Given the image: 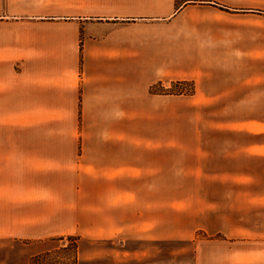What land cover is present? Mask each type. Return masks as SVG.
<instances>
[{"label":"crops","instance_id":"1","mask_svg":"<svg viewBox=\"0 0 264 264\" xmlns=\"http://www.w3.org/2000/svg\"><path fill=\"white\" fill-rule=\"evenodd\" d=\"M12 2L0 252L70 236L119 246L113 264L172 242L264 264V0ZM175 82L190 93L158 92Z\"/></svg>","mask_w":264,"mask_h":264},{"label":"rangeland","instance_id":"2","mask_svg":"<svg viewBox=\"0 0 264 264\" xmlns=\"http://www.w3.org/2000/svg\"><path fill=\"white\" fill-rule=\"evenodd\" d=\"M16 3V2H15ZM12 0H0V52L2 49L9 48L15 42L8 41V34L13 31L6 25L14 21H20L22 18L21 9H18ZM174 90V88H172ZM181 90H189L190 86L183 85ZM160 90V89H157ZM204 236L201 232L196 234L195 240H202ZM199 246V244L197 245ZM195 247L193 243H162L160 248H145L146 256L150 250L152 256L153 250L155 255L160 258L161 264H200L199 257H195ZM51 250L33 256L29 259L27 264H113L110 258L118 256L120 251L119 246L110 244L109 242H99L90 245L87 241L82 243L76 237H62L56 242L52 243ZM136 248V247H135ZM11 255L5 251L0 252V264H17Z\"/></svg>","mask_w":264,"mask_h":264},{"label":"trees","instance_id":"3","mask_svg":"<svg viewBox=\"0 0 264 264\" xmlns=\"http://www.w3.org/2000/svg\"><path fill=\"white\" fill-rule=\"evenodd\" d=\"M183 85L187 86L188 84H186L185 82H175V83L172 84V86L169 89H167L168 91L163 89L160 86V88H159L160 90H158V92L160 94H174V95L190 93V89L189 90H185V91L180 89V87L183 86ZM188 86H190V85H188ZM172 88H174V90Z\"/></svg>","mask_w":264,"mask_h":264}]
</instances>
